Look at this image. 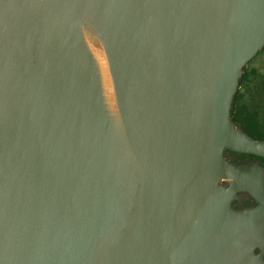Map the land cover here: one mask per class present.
<instances>
[{
	"label": "water",
	"instance_id": "1",
	"mask_svg": "<svg viewBox=\"0 0 264 264\" xmlns=\"http://www.w3.org/2000/svg\"><path fill=\"white\" fill-rule=\"evenodd\" d=\"M263 50L264 0H0V264H256L224 152L264 157L232 119Z\"/></svg>",
	"mask_w": 264,
	"mask_h": 264
},
{
	"label": "flooded vegetation",
	"instance_id": "2",
	"mask_svg": "<svg viewBox=\"0 0 264 264\" xmlns=\"http://www.w3.org/2000/svg\"><path fill=\"white\" fill-rule=\"evenodd\" d=\"M252 61L247 65L246 72L250 68ZM242 81L232 109V119L242 128L246 127L256 135L264 137V113L256 112V119L251 122L243 115V111L245 110H254L250 104L256 99L254 90L257 85L254 82ZM224 157L228 162L242 168L243 171L257 176V178L261 180L264 189V157L232 150H225ZM220 184L229 191L231 205L234 209L247 210L256 208L260 205L258 199L250 190L236 187L232 179L223 178ZM254 253L256 256V264H264V245L258 246Z\"/></svg>",
	"mask_w": 264,
	"mask_h": 264
},
{
	"label": "rangeland",
	"instance_id": "3",
	"mask_svg": "<svg viewBox=\"0 0 264 264\" xmlns=\"http://www.w3.org/2000/svg\"><path fill=\"white\" fill-rule=\"evenodd\" d=\"M250 69L254 70L252 82L257 85L254 90L256 99L250 106L259 113H264V52L252 62Z\"/></svg>",
	"mask_w": 264,
	"mask_h": 264
},
{
	"label": "bare ground",
	"instance_id": "4",
	"mask_svg": "<svg viewBox=\"0 0 264 264\" xmlns=\"http://www.w3.org/2000/svg\"><path fill=\"white\" fill-rule=\"evenodd\" d=\"M89 47L94 58L96 59V61L100 66L105 98L107 100L109 107L113 109L114 107L113 84L104 51L100 47L90 42H89Z\"/></svg>",
	"mask_w": 264,
	"mask_h": 264
},
{
	"label": "trees",
	"instance_id": "5",
	"mask_svg": "<svg viewBox=\"0 0 264 264\" xmlns=\"http://www.w3.org/2000/svg\"><path fill=\"white\" fill-rule=\"evenodd\" d=\"M264 52V50L263 51H261L259 54H258V56L259 55H261L262 53ZM257 56V57H258ZM256 57V58H257ZM255 58V59H256ZM254 59V60H255ZM253 60V61H254ZM252 61V62H253ZM251 62V63H252ZM253 75H254V70H252V69H248L247 70V72H246V74L244 75V77H243V81L242 82H252V77H253ZM256 112H258L257 110H251V111H243V115L251 122V121H253V120H255L256 119V115L257 114H255ZM246 132H248L252 137H254V138H256V139H262L263 140V136H258V135H256L255 133H253L252 131H250L248 128H243Z\"/></svg>",
	"mask_w": 264,
	"mask_h": 264
}]
</instances>
